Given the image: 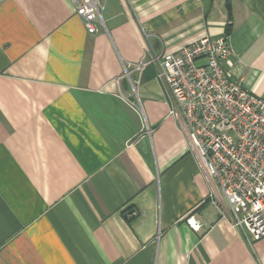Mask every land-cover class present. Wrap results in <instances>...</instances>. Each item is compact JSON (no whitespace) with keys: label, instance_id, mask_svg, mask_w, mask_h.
<instances>
[{"label":"crops","instance_id":"1","mask_svg":"<svg viewBox=\"0 0 264 264\" xmlns=\"http://www.w3.org/2000/svg\"><path fill=\"white\" fill-rule=\"evenodd\" d=\"M103 2L88 34L70 0H0V264H264L154 60L225 38L262 96L264 0Z\"/></svg>","mask_w":264,"mask_h":264},{"label":"built area","instance_id":"2","mask_svg":"<svg viewBox=\"0 0 264 264\" xmlns=\"http://www.w3.org/2000/svg\"><path fill=\"white\" fill-rule=\"evenodd\" d=\"M70 1L88 34L105 28L103 0ZM231 55L227 39L205 36L177 54L156 56V78L170 114L186 127L203 170L224 197L231 226L257 241L264 237V94L232 80ZM185 222L193 232L201 230L193 216Z\"/></svg>","mask_w":264,"mask_h":264},{"label":"trees","instance_id":"3","mask_svg":"<svg viewBox=\"0 0 264 264\" xmlns=\"http://www.w3.org/2000/svg\"><path fill=\"white\" fill-rule=\"evenodd\" d=\"M227 6H228V4H227ZM227 32H228V30H227Z\"/></svg>","mask_w":264,"mask_h":264}]
</instances>
